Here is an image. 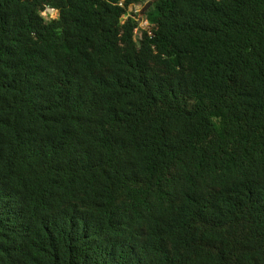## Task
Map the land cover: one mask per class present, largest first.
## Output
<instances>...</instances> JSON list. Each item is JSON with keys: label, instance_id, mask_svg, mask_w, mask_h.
I'll list each match as a JSON object with an SVG mask.
<instances>
[{"label": "trees", "instance_id": "1", "mask_svg": "<svg viewBox=\"0 0 264 264\" xmlns=\"http://www.w3.org/2000/svg\"><path fill=\"white\" fill-rule=\"evenodd\" d=\"M0 264H264V0H0Z\"/></svg>", "mask_w": 264, "mask_h": 264}, {"label": "rangeland", "instance_id": "2", "mask_svg": "<svg viewBox=\"0 0 264 264\" xmlns=\"http://www.w3.org/2000/svg\"><path fill=\"white\" fill-rule=\"evenodd\" d=\"M141 10V8H137V12H139ZM46 19H52V18H55V15L54 14H44L43 15ZM140 27L141 28H146L148 26V22L145 21V19L143 17H140ZM138 37H140V32H138Z\"/></svg>", "mask_w": 264, "mask_h": 264}]
</instances>
